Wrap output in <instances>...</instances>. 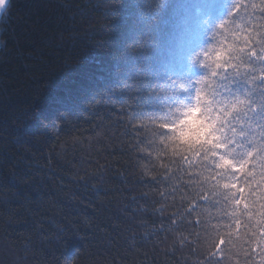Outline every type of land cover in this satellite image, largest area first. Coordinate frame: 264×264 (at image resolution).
<instances>
[{"label":"trees","instance_id":"obj_1","mask_svg":"<svg viewBox=\"0 0 264 264\" xmlns=\"http://www.w3.org/2000/svg\"><path fill=\"white\" fill-rule=\"evenodd\" d=\"M252 4L264 7L10 1L0 21V264H208L217 232L230 229L223 264H262L244 253L254 245L223 201L199 197L209 176L225 178L221 157L239 158L221 105L260 103L242 78L211 77L217 54L255 33L264 14Z\"/></svg>","mask_w":264,"mask_h":264},{"label":"snow or ice","instance_id":"obj_2","mask_svg":"<svg viewBox=\"0 0 264 264\" xmlns=\"http://www.w3.org/2000/svg\"><path fill=\"white\" fill-rule=\"evenodd\" d=\"M251 8L264 14V7L252 4ZM257 19L260 22L256 31L246 36L244 46L230 48L227 58L217 54L211 77L223 78L227 74L242 78L248 86L245 97L259 93L260 103L254 104L237 96L221 105L220 126L230 134L229 143L240 150L239 158L234 159L231 155L221 157L217 167L223 170L225 178L220 180L218 176H209L211 183L199 192V197L203 201L215 198L217 204L223 201L226 206L224 215L238 227H243L246 236L250 237L245 243L254 245L245 247L244 253L250 259L253 254L259 256L264 264V107H261L264 105V15ZM202 82L211 83L206 78ZM201 99L198 93V105ZM226 235L227 239L224 238L225 233L217 232V239L212 241L206 254L208 264H223L228 246L232 244L231 229ZM66 238L68 236L62 234L61 242L64 243Z\"/></svg>","mask_w":264,"mask_h":264},{"label":"water","instance_id":"obj_3","mask_svg":"<svg viewBox=\"0 0 264 264\" xmlns=\"http://www.w3.org/2000/svg\"><path fill=\"white\" fill-rule=\"evenodd\" d=\"M11 0H0V21Z\"/></svg>","mask_w":264,"mask_h":264}]
</instances>
